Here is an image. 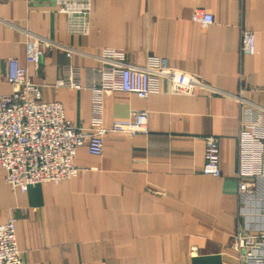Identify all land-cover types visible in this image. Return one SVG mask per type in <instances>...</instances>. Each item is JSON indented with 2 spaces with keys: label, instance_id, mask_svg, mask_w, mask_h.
I'll list each match as a JSON object with an SVG mask.
<instances>
[{
  "label": "crops",
  "instance_id": "crops-1",
  "mask_svg": "<svg viewBox=\"0 0 264 264\" xmlns=\"http://www.w3.org/2000/svg\"><path fill=\"white\" fill-rule=\"evenodd\" d=\"M54 0H0V98L11 91L7 63L25 64L36 41L38 67L27 65L41 101L59 102L75 127L93 123V93L55 88L59 67L102 66L105 50L123 63L145 67L165 59L171 69L199 77L221 94L162 93L138 99L105 92L100 120L109 126L132 113H147L146 135H107L100 156L76 151L78 174L57 185L11 189L0 167V224L15 219L22 264H239L230 238L259 230L253 199L237 194L238 135L246 103L264 107V0H90L86 35L68 33ZM194 10L212 15L202 27ZM242 31L254 36L252 55L240 52ZM219 145L220 177L202 172L204 139ZM264 154V143L261 145ZM264 191V176L247 179ZM195 249L194 252H192Z\"/></svg>",
  "mask_w": 264,
  "mask_h": 264
},
{
  "label": "built area",
  "instance_id": "built-area-1",
  "mask_svg": "<svg viewBox=\"0 0 264 264\" xmlns=\"http://www.w3.org/2000/svg\"><path fill=\"white\" fill-rule=\"evenodd\" d=\"M30 1V0H29ZM240 2L241 0H234ZM55 13L66 16L68 33L86 35L90 0H54ZM191 20L207 27L213 23L212 15L194 10ZM25 64L17 59L7 63L6 82L11 91L0 98V167L5 171L4 180L16 191L25 193L29 187L38 184H54L68 181L78 174L75 166L76 151L85 147L91 156H100L103 141L107 135L125 137L146 135L147 113L135 112L125 120H115L105 126L100 118L105 92L121 91L146 99L150 95L162 93V82L169 83V93L189 95L201 90L211 94H221L197 76L171 69L165 59L151 58L145 67H133L123 63V53L105 50L100 57L102 66L82 68L70 64L74 52L64 49L68 60L59 67V77L55 88L79 90L86 86L93 93L95 118L87 128L75 127L68 121L59 102L41 101L40 86L30 81L27 65L38 67L41 52L36 41L26 45ZM255 51L254 36L242 31L240 52L252 55ZM239 103L246 117L241 123L238 135L237 194L249 200L254 191L247 179L264 176V107L246 103L240 96ZM204 164L202 172L211 177H220L219 145L215 137L204 139ZM15 219L0 224V264H22L15 237ZM230 251L239 264H264V229L238 230L231 238ZM194 252L195 249H192Z\"/></svg>",
  "mask_w": 264,
  "mask_h": 264
},
{
  "label": "rangeland",
  "instance_id": "rangeland-1",
  "mask_svg": "<svg viewBox=\"0 0 264 264\" xmlns=\"http://www.w3.org/2000/svg\"><path fill=\"white\" fill-rule=\"evenodd\" d=\"M250 199H253L254 202L252 205L253 214L258 216L255 217L257 224L264 226V191L260 190L258 193L255 189Z\"/></svg>",
  "mask_w": 264,
  "mask_h": 264
}]
</instances>
